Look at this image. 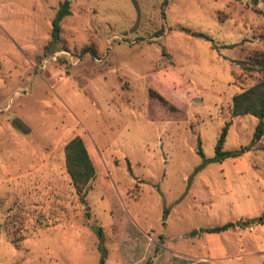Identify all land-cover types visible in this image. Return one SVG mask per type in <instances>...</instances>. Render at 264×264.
<instances>
[{
	"label": "rangeland",
	"instance_id": "374dc122",
	"mask_svg": "<svg viewBox=\"0 0 264 264\" xmlns=\"http://www.w3.org/2000/svg\"><path fill=\"white\" fill-rule=\"evenodd\" d=\"M58 1L0 0V264H264V134L229 115L264 78V0H69L49 45ZM227 120L242 152L204 163Z\"/></svg>",
	"mask_w": 264,
	"mask_h": 264
},
{
	"label": "trees",
	"instance_id": "16d2710c",
	"mask_svg": "<svg viewBox=\"0 0 264 264\" xmlns=\"http://www.w3.org/2000/svg\"><path fill=\"white\" fill-rule=\"evenodd\" d=\"M69 11V0L58 1L56 10L53 14V17L50 21V38L48 44L56 43L62 40L60 36L61 32V19L68 15ZM187 31L186 29H183ZM80 52H89L94 55V50L90 46H83L80 48ZM261 67L264 69V56L258 60ZM189 89V88H188ZM185 91V90H184ZM183 91V93H184ZM190 93H193V89L190 88ZM149 94L155 96L161 102L165 103V100L159 94H156L152 90H149ZM171 95V94H169ZM230 117H235L239 115H251L256 118V123L253 127L252 136L250 143H255L263 134H264V78H261L249 85L248 87L240 90L239 92L234 93L230 98V107H229ZM230 120H227L223 123L220 128L219 134L217 136L215 145H214V155L210 158H204L201 148L200 141L197 137L196 143V153L202 157V160L207 163L209 161H218L221 162L226 157H235L240 155L242 149L234 150H223L222 143L224 141L226 130ZM264 149V145L261 146ZM63 159L65 172L67 173L71 185L73 186L75 193L77 194L78 200L85 204V196L89 189V183L94 177V168L90 161V158L87 154L86 148L79 136H74L69 139L63 146ZM87 207V205H85ZM251 221L258 223L264 222V217H256ZM231 224L224 223L221 225H214L208 227L198 228L197 230H191L188 234L190 236L197 233H217L221 230L227 229ZM94 232L100 239L101 230L99 227H93Z\"/></svg>",
	"mask_w": 264,
	"mask_h": 264
},
{
	"label": "crops",
	"instance_id": "0c3cea01",
	"mask_svg": "<svg viewBox=\"0 0 264 264\" xmlns=\"http://www.w3.org/2000/svg\"><path fill=\"white\" fill-rule=\"evenodd\" d=\"M218 233L220 232H217V233H204L205 235H209V236H212V235H217ZM221 251V253H225L226 252V247L224 246V248H222L221 250H219V252ZM210 255H211V252H210Z\"/></svg>",
	"mask_w": 264,
	"mask_h": 264
}]
</instances>
